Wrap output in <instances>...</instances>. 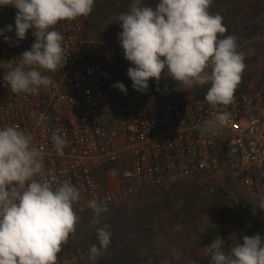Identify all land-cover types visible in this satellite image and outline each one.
Wrapping results in <instances>:
<instances>
[{
    "label": "clouds",
    "instance_id": "1",
    "mask_svg": "<svg viewBox=\"0 0 264 264\" xmlns=\"http://www.w3.org/2000/svg\"><path fill=\"white\" fill-rule=\"evenodd\" d=\"M213 0H157L155 6L132 0L127 12L118 15V40L124 58L131 62L127 75L137 91H145L148 81L171 77L185 89L210 85L205 99L213 108L234 102L235 92L246 68L245 56L238 51L237 38L227 32L220 14L209 9ZM95 0H0V6H12L15 36L26 38L29 30L35 37L30 50L19 57L18 65L4 74L12 93L38 94L52 78L43 71L63 68L66 51L63 35L56 30L61 21H73L91 15ZM12 31V25L0 29V35ZM117 87L126 94L123 83ZM33 118L35 113L30 114ZM230 113L218 111L207 122L202 134L212 133L228 122ZM42 133L47 134L45 117L40 115ZM53 145L59 155L67 140L53 132ZM81 199V189L70 180L59 181L46 169L42 149L32 134L18 125L0 128V264H57L58 254L76 231L79 217L74 205ZM87 207L99 217L106 204L93 199ZM264 210V196L260 197ZM105 224L97 229L99 248L90 247V259L111 243ZM235 243L225 251L226 242L217 236L205 246L210 264H264V237L259 234L235 235Z\"/></svg>",
    "mask_w": 264,
    "mask_h": 264
},
{
    "label": "built area",
    "instance_id": "2",
    "mask_svg": "<svg viewBox=\"0 0 264 264\" xmlns=\"http://www.w3.org/2000/svg\"><path fill=\"white\" fill-rule=\"evenodd\" d=\"M7 25L12 31L4 35L11 39L6 42L0 35V128L27 129L42 149L46 169L81 189L74 205L77 215L93 211L87 207L93 199L118 208L149 188L197 179L219 184L227 167L250 195L264 182V90L235 94L226 108H213L204 99L125 111L111 132L101 120L108 104L98 68L87 57L84 17L56 25L64 37L66 61L56 72L42 70L52 83L34 95L12 93L4 82V74L35 41L32 30L17 40L15 16L0 29ZM218 111L230 113L228 122L202 134ZM40 115L47 134L42 133ZM53 132L67 140L63 155L53 145ZM117 164L124 165L118 179L105 181L99 169Z\"/></svg>",
    "mask_w": 264,
    "mask_h": 264
},
{
    "label": "trees",
    "instance_id": "3",
    "mask_svg": "<svg viewBox=\"0 0 264 264\" xmlns=\"http://www.w3.org/2000/svg\"><path fill=\"white\" fill-rule=\"evenodd\" d=\"M142 2L154 7L157 0ZM131 3L132 0H95L91 15L85 18V36L93 34L98 42L115 37L117 31L109 26V22L118 18L120 13L127 12ZM209 11L223 17V24L227 28L224 35H234L237 44L252 40L264 31V0H213ZM118 52L112 64H106L103 58H98L96 62L108 103L118 90L114 87L116 76L109 72L110 68L117 66ZM262 83L264 73H243L235 94L243 93L250 84L259 90ZM209 87L198 85L188 97L204 100ZM114 166H104L99 172L106 173ZM152 189L155 188L133 195L129 205L107 208L99 217L94 211L77 215L79 220L76 226L83 230L82 238L87 246L82 253L90 252L92 245L99 248L98 228L107 224L110 226L107 230L112 235L110 245L106 250H101L95 263L86 257L78 259L75 264H162L171 251H178L190 259V264H210V258L204 254L203 248L219 236L225 240V251H228L232 243H228L227 238L244 227V211L240 204L235 205L228 199L226 188H220L207 197L196 183H178L172 185L169 191L158 193L156 199L150 196ZM245 204L250 206L247 202ZM256 207L260 212V204H256ZM94 220L96 223H93ZM260 235L264 237V224L260 228ZM71 245V242L63 245L58 256L73 249Z\"/></svg>",
    "mask_w": 264,
    "mask_h": 264
},
{
    "label": "rangeland",
    "instance_id": "4",
    "mask_svg": "<svg viewBox=\"0 0 264 264\" xmlns=\"http://www.w3.org/2000/svg\"><path fill=\"white\" fill-rule=\"evenodd\" d=\"M16 11L17 10L12 6H0V25L7 23L11 18H13L16 14ZM262 21L264 23V15L262 16ZM109 26L114 28L117 31V34L122 31L120 22L117 21V18L112 19L109 22ZM117 34L115 37L102 42H98L93 34L85 36V49L87 57L95 65L98 58L105 59L106 64H112L115 60L116 52L119 51L118 57H116L117 66L110 68L109 72L110 74L116 76V82H120L125 85L127 92L125 94L117 88L118 90L115 97L112 98L109 103L107 102L108 110L104 113L101 120L103 125L106 126L109 131H116L118 118L125 111L149 108L155 105L187 102L192 100L188 97V95L196 86L190 89H185L183 85L179 86L178 82L174 81L171 77H162L160 81H156L154 78L150 79L148 81L149 87L145 91L141 92L135 90L132 86L133 82L127 75L128 68L133 67L134 65L124 58V53L120 47ZM238 51L242 52L245 56L244 62L246 64V68L243 72L245 75H258L260 73H264V31L260 36L238 44ZM118 71L120 73H118ZM262 85V88H259V90H264V83H262ZM256 89L257 88L254 85L250 84L243 93L254 91ZM123 168L124 165L122 166L117 164L113 168L109 169L108 172L100 173L102 174L101 176L105 181L114 182L116 179H118L119 172ZM223 179L224 180L219 184H211L204 179H197L194 181L185 182L184 184L191 185L196 183L197 186L203 191V194L207 197L213 195L220 188H226L228 199L233 201L235 205H241L245 217L244 227L240 230L234 231L233 234L227 238L228 243L234 244L236 242L235 238L231 240L233 235H235L241 242L243 236L245 235H260V228L264 224V210L261 209L259 212V208L256 207V204H260V197L264 196V184H260L256 193L250 195L246 190H244L240 182L233 176L229 167L225 169ZM170 189L171 186L166 188L152 189L151 191H153V193H151L150 196L156 199L157 197L155 196L158 193L169 191ZM245 202L249 203L250 206L247 207ZM93 223H96V220H94ZM83 234V230L76 226L75 233L70 235V239L67 241V243H72L73 246H71L73 249L62 252L60 257L58 256L57 264H75L78 259H84L86 257L90 258V252L82 253L83 249L86 250L87 248L83 242ZM67 243L64 245H67ZM96 260L92 261L95 263ZM190 262V259L183 257L178 251H171V254L166 257L162 264H190Z\"/></svg>",
    "mask_w": 264,
    "mask_h": 264
}]
</instances>
